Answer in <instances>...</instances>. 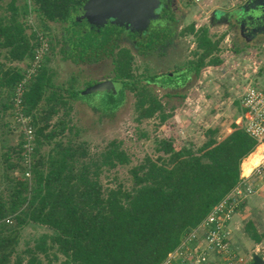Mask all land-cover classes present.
I'll use <instances>...</instances> for the list:
<instances>
[{"label":"trees","instance_id":"obj_1","mask_svg":"<svg viewBox=\"0 0 264 264\" xmlns=\"http://www.w3.org/2000/svg\"><path fill=\"white\" fill-rule=\"evenodd\" d=\"M31 1L34 8L29 12H34L45 27L48 22L72 24L85 0ZM8 9L9 16L0 15V54L4 49L6 60L26 65L32 57L37 32L44 38L46 33L36 29L26 34L14 0H10ZM24 12L27 13L25 9ZM103 28L111 32L113 26ZM94 29L90 30L92 34H83L86 39L97 38ZM188 30H193L191 25ZM195 45L200 49L192 66L196 74L204 59L212 64L218 59L210 57L217 41L208 38L204 27L196 34ZM45 57L21 98V113L30 118L34 145L28 163L24 167L20 165L30 176L26 178L21 173L22 178L14 177L10 181L9 198L4 201L0 197V264H10L17 233L25 224L42 225L50 231L39 237L28 264H51L50 259L43 262L37 258L34 251L45 256L47 248L52 246L55 247L53 259H57L56 253L62 256L58 264H159L231 190L238 180L240 162L254 149L255 140L234 123L220 140L214 138L216 129L207 130V140L197 149L190 144L180 146L175 141L176 146L173 145V136L162 137L156 139L155 149L165 157L157 156L153 160L145 156L129 168V188L116 184L104 190L98 179L100 168L129 163L119 141L110 140L95 158L86 157L85 149L69 140L53 142L44 155L36 153L38 146L51 142L64 129L60 122L58 130H47L58 106H64L65 114L69 108L54 89L51 72L43 63ZM131 59L128 50L121 48L114 54L112 63L122 87L135 95L137 118L157 113L159 121H164L169 114L164 112L161 102L146 87L131 80ZM22 68L0 62V94L10 101L0 104L2 112L12 106V88L20 79ZM165 77L171 78L168 73ZM67 91L76 94L71 87ZM117 95L109 94L106 111L119 105L121 92ZM34 153L37 157L33 161ZM21 158L18 156L20 161ZM7 166L18 164L7 162ZM251 238L257 240L254 235ZM20 262L21 258L16 256L12 264Z\"/></svg>","mask_w":264,"mask_h":264},{"label":"rangeland","instance_id":"obj_2","mask_svg":"<svg viewBox=\"0 0 264 264\" xmlns=\"http://www.w3.org/2000/svg\"><path fill=\"white\" fill-rule=\"evenodd\" d=\"M8 2L9 0H0L1 16H9ZM14 3L18 19L26 27V34L36 29L43 30V33L45 31L48 52L43 63L51 72L56 93L65 99L69 107L65 114L64 106H58V112L48 121L47 130H58L61 125L64 129L51 142L45 141L38 146L36 153L44 155L53 142L69 140L73 145L84 148L86 157L95 158L110 140L119 141V148L125 151L129 163L100 168L98 179L104 190L116 184L129 188L131 179L128 170L131 166L140 163L145 156L153 160L157 156H166L155 149L156 139L167 136L158 114L138 119L133 91L122 87V81L115 76L112 61L119 49L124 48L132 55L131 80L137 81V86L146 87L161 102L164 112L170 115L174 107L185 106L186 113L179 115L181 120L187 121L184 122L186 132L183 138L193 145V149L201 146L204 141L202 134H206L207 129H217L216 140H220L227 129L231 128L240 114L236 98L251 76L252 64L254 61H264V16L258 19V31H252L249 38H243L251 30L249 27L252 26V20L249 22L241 12L235 13L232 7L225 8L221 14L207 16L202 14V7L191 0H160L157 16L143 28L131 30L106 21L99 28L112 25V31L108 32L103 28L97 32L96 29L99 28L87 23L84 18H79L80 10L74 15L72 24L50 22L43 27L35 13L29 12L34 8L31 0H15ZM190 25L193 28L191 32L188 30ZM91 26L96 28L94 35L97 38L88 40L83 34H92ZM202 27L206 29L210 40L217 41L216 50L210 57L214 56L218 62L212 64L207 62V58L204 59V64L195 74L192 66L200 52L196 48L195 37ZM87 38H90L88 34ZM4 56L5 51L1 49L0 62L5 66L25 65L24 62L8 61ZM170 72L171 78L166 79L165 74ZM253 78L258 81L256 75ZM104 80L112 82L109 91L91 92L90 86ZM69 87L73 88L75 95L67 91ZM119 92L122 95L119 105L106 111L104 107L108 104L109 94L117 95ZM1 96L3 95L0 94V104L10 102ZM13 110L10 105L3 112L0 110V197L4 201L9 198L12 186L10 181L14 177L22 178L20 165L24 167L28 163L32 154L31 146L34 145L33 141L23 143V138H27L24 135L25 122L29 123V119L16 120ZM177 113L175 114L178 115ZM29 115L32 116V113ZM38 124L41 125L42 122L39 120ZM168 136H171L170 133ZM173 140L176 142V139ZM254 150L255 148L252 151ZM36 153L33 154V161L37 157ZM18 156L22 157L21 161ZM7 162L17 163L18 166L8 167ZM44 233H50L45 226L23 225L17 233V243L10 256V264L16 256L21 258L20 264H28L34 245ZM198 233L199 231L196 235ZM46 242L49 244L48 240ZM54 252V246L47 248L45 256L34 251L41 261L50 259L51 264H58L62 256L56 253L57 259H53Z\"/></svg>","mask_w":264,"mask_h":264},{"label":"built area","instance_id":"obj_3","mask_svg":"<svg viewBox=\"0 0 264 264\" xmlns=\"http://www.w3.org/2000/svg\"><path fill=\"white\" fill-rule=\"evenodd\" d=\"M47 52L48 42L46 38L37 32L36 45L33 48L32 57L23 66L20 79L12 88L10 100L12 103L11 108L14 109L15 119H25V121L29 119V123L25 122L26 130L24 135L27 138L25 140L23 138V143L32 142L33 133L30 118L21 113L22 94L27 89L32 76L39 69ZM250 75V78L236 98L240 107V114L234 120V123L255 140V147L261 144L264 148V61H254ZM255 75L258 81L253 78ZM241 173V169H239L238 180L231 190L211 207L209 212L189 235L181 241L179 246L169 252L159 264H205L212 253L217 254L224 264H234L241 260L229 246L227 224L234 214L235 207L239 201L256 193L259 189L258 185L251 184L253 179L258 184H264V153L262 158L250 167L247 174L243 175ZM22 174L27 178L29 171L24 168ZM249 178H253L251 182ZM197 231L199 233L196 235Z\"/></svg>","mask_w":264,"mask_h":264},{"label":"crops","instance_id":"obj_4","mask_svg":"<svg viewBox=\"0 0 264 264\" xmlns=\"http://www.w3.org/2000/svg\"><path fill=\"white\" fill-rule=\"evenodd\" d=\"M191 1L198 3L199 6L202 7V14L207 16L210 14H221L225 8H234L239 3H241V0ZM184 109V105L179 108L174 107L172 109V113L164 121H162L164 124V132H167V136L165 135L163 138H171V136H173V138L175 137L174 139H176V143H178L180 146L184 144H190L193 146L191 143L184 141V135L186 132V124H184V122L186 123L187 121H185V119L183 121L180 118L183 113H186ZM187 110H189V108H187ZM176 112H178V115L175 114ZM167 122L170 124H165ZM207 130L205 132H207ZM230 131L231 128L229 127L223 137H225ZM169 133L171 135L170 137L168 136ZM214 136V138H218L217 129ZM202 137L204 138L203 142H205L207 140V134H202ZM171 142L176 146V143H174L173 139ZM243 160L244 158L242 161ZM252 179L253 178H249V181L251 182ZM251 184L258 185L259 189L256 191V193L251 194L239 201L235 207L234 214L227 224L229 246L233 250L234 254H236V256L241 259L234 264H264V184H258L255 179H253ZM252 235L256 236L257 240L252 239ZM205 264H224V262L217 254L212 253L210 254L208 262Z\"/></svg>","mask_w":264,"mask_h":264},{"label":"water","instance_id":"obj_5","mask_svg":"<svg viewBox=\"0 0 264 264\" xmlns=\"http://www.w3.org/2000/svg\"><path fill=\"white\" fill-rule=\"evenodd\" d=\"M255 2L256 0H245L234 7L233 11L243 13L249 22L260 19L264 16V7H261L264 5V0L259 1L260 6L253 8L251 4ZM159 6L160 0H85L80 8L79 18H84L96 28L104 25L106 21H111L117 26L131 30L141 29L157 16ZM111 85L110 80H104L93 84L90 88L91 92L109 91Z\"/></svg>","mask_w":264,"mask_h":264},{"label":"bare ground","instance_id":"obj_6","mask_svg":"<svg viewBox=\"0 0 264 264\" xmlns=\"http://www.w3.org/2000/svg\"><path fill=\"white\" fill-rule=\"evenodd\" d=\"M262 147L263 146L258 145V147L243 160L241 164V172L243 170V172L247 174L250 167L260 160L264 153V148ZM244 173L241 174L245 175Z\"/></svg>","mask_w":264,"mask_h":264},{"label":"flooded vegetation","instance_id":"obj_7","mask_svg":"<svg viewBox=\"0 0 264 264\" xmlns=\"http://www.w3.org/2000/svg\"><path fill=\"white\" fill-rule=\"evenodd\" d=\"M259 1H261L262 2V0H256V2L255 3H252L251 4V6L253 7V8H255L256 6H260L259 4ZM264 3V2H263ZM262 8L264 7V5L263 6H261ZM258 19H256V20H252L251 22H250V24L252 25L251 27H249V28H251V30L249 29L248 30V33L247 34H245V36L243 37V38H249L251 35H252V31L253 32H257L258 30H257V27H258V22H259V20L257 21ZM96 29V28H95ZM101 28H99V29H96L97 31L98 30H100ZM169 75L170 74H172V72H170V73H168ZM94 95H97V94H94Z\"/></svg>","mask_w":264,"mask_h":264}]
</instances>
